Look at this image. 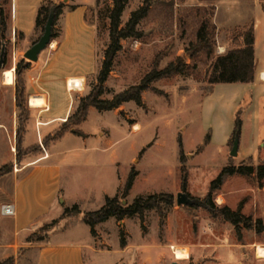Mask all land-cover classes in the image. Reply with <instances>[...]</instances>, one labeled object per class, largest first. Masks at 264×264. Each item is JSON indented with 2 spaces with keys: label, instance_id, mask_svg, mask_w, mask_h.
<instances>
[{
  "label": "rangeland",
  "instance_id": "rangeland-1",
  "mask_svg": "<svg viewBox=\"0 0 264 264\" xmlns=\"http://www.w3.org/2000/svg\"><path fill=\"white\" fill-rule=\"evenodd\" d=\"M216 1L154 0L148 16L138 25L140 36L122 39V50L115 57L113 70L104 83L105 92L101 97L112 98L116 93L140 84L156 63L161 69L173 63L177 56L186 57L185 48L196 39L202 20L211 19V13H216V4H219L217 21L220 30L217 26V44L213 57H199L190 75L175 74L153 81L151 86L162 89L166 94L158 95L149 89L143 92L146 99L144 107L135 101L125 105L121 111V117L127 121L121 122L124 127L112 112H101L104 114V123L117 136L126 132L128 122L134 118L141 125L139 131L128 135L124 145L119 147L120 172L130 167L132 152L127 142L134 141L136 148H140L136 156L138 159L140 150L146 148L142 160L138 164V161L133 163V166L141 170V177L132 196L145 192H168L175 197L173 206H163V218L156 209L145 217V230H151L153 247L167 252L154 264H260L257 243H264V232L241 227L239 236L232 223L211 213L207 200L210 184L224 166L242 163L257 166L264 163L261 156L257 155L244 160L237 155L232 156L236 140L234 134L227 144L221 141V133L230 124L234 125L237 116V113L230 111L234 104L231 96L234 91H238V87H235L237 85L218 87L214 94L201 101L213 88L209 74L214 58L225 54L223 50L226 47L233 49L240 46L242 33L253 25L249 17L255 16V12L231 13L227 9L229 0ZM143 2L128 1L121 18L122 26L126 25L132 11ZM61 3L64 4L62 13L54 20L55 37L40 53L38 60L31 61L22 76L27 86L25 72L28 69L32 70L30 79L33 81L39 71L49 66L48 61L60 63L63 59L69 60L71 72L86 77L85 89L76 91L78 95L74 96L78 101L74 113L80 99L98 84L105 50L110 43L109 16L114 0H44L30 18L15 15L12 0H0L6 21V28L0 21V50L2 37L7 44L0 82L13 83L12 68L15 76L18 63L23 59L28 60L25 52L39 40L49 16L54 14L56 6ZM245 21L248 23L243 28ZM187 61L193 64L190 59ZM6 101L5 97H0V118L9 125V109H6L9 102ZM247 103V100L243 102L244 105ZM94 114L88 125L96 121ZM213 130L212 140L205 144L206 136L210 137V132L212 136ZM180 137L186 154L184 163L180 161ZM14 141L16 147L11 132L0 129V161L11 158V145ZM30 141L27 138V143ZM183 165L187 171L186 193L194 200L189 205L177 203L178 194L183 192ZM213 201L232 209H237L242 203L244 214L264 220V180L229 176L215 192ZM109 228L112 232L111 241L115 243L117 229L115 226ZM139 228L134 220L127 223V229L134 239L138 237Z\"/></svg>",
  "mask_w": 264,
  "mask_h": 264
},
{
  "label": "crops",
  "instance_id": "crops-1",
  "mask_svg": "<svg viewBox=\"0 0 264 264\" xmlns=\"http://www.w3.org/2000/svg\"><path fill=\"white\" fill-rule=\"evenodd\" d=\"M43 1L12 0L15 15L19 18H30ZM227 4V9L231 13L255 12L254 17H249L255 29V79L252 82L213 84L210 93L201 101L214 94L218 87L237 85L235 87H238V91H234L231 96L234 104L231 105L232 108L230 107L234 114L240 111L242 118L237 156L244 160L257 155L264 160V0H229ZM216 6L214 21L220 30L217 21L219 4ZM247 23L248 21H245L242 27L244 28ZM224 49L223 53L231 48ZM69 63L66 59L60 63H56L55 60L48 61L49 66L39 71L33 77L35 79L33 81L30 79L32 70L28 69L27 73L25 72L30 117L23 137L24 148L41 144L47 135L56 131L68 119L77 106L78 101L74 99L76 91L85 88L73 89L69 83L70 80L79 79L86 85V77L71 72ZM12 69L13 83L0 82V97H5L9 102L6 109H9L11 123L8 125L0 118V129L11 132L13 139L16 140L18 108L14 68ZM32 97L42 99V103L33 105L30 102ZM143 97L146 104L145 96ZM245 100L248 103L244 105ZM131 102H125L119 108L106 111L91 107L88 117L74 127L83 132V135L69 130L53 141L48 148L38 153L25 154L19 161L15 141L13 142L11 158L0 161V168L7 163H14L10 172L0 176V262L15 257V264H154L167 254L162 249L153 247L151 230L142 228L138 216L123 220L111 217L96 225L95 234L92 233L90 225L83 220L84 212L100 209L105 204L107 196H115L121 192L133 163L138 161V164L146 152L144 147L145 151L140 156L143 149L140 150L138 159L136 156L140 148H136L134 141L127 142L132 152L130 167L120 172L119 147L121 144L124 145L128 135L138 132L141 125L134 118L132 122H128L126 132L117 136L104 123L102 113L112 112L124 127L123 123L127 121L121 117V111ZM92 114L95 115L96 121L88 125ZM234 127L235 121L233 126L230 124L227 130L221 133V141L226 142L225 144L234 133ZM213 136L214 130L212 136L210 132V141ZM27 138L32 141L27 143ZM137 170L139 174L124 200L128 203L138 195L151 194L145 192L132 196L141 177V170ZM7 203L14 204V215L2 214L1 207ZM73 205H78L82 213L63 217L65 208ZM153 210L148 211L145 217ZM56 219L59 222L47 232L44 239L28 241L31 235ZM130 220L139 224L137 239H134L127 229ZM110 226L117 229L115 243L111 241ZM121 230L124 232L125 244L121 243ZM257 246H261L264 251V243H257ZM258 262L264 264V254L259 257Z\"/></svg>",
  "mask_w": 264,
  "mask_h": 264
},
{
  "label": "trees",
  "instance_id": "trees-1",
  "mask_svg": "<svg viewBox=\"0 0 264 264\" xmlns=\"http://www.w3.org/2000/svg\"><path fill=\"white\" fill-rule=\"evenodd\" d=\"M129 0H114L113 7L110 10V43L105 50L102 67L98 74V84H96L89 94L80 99L77 110L72 113L68 119L53 133L47 135L41 144H35L31 147H23V137L26 131V123L30 117V110L27 103L26 85L23 78V72L30 67L31 61L21 60L15 69V87H16V105L18 108V129L16 135V154L19 161L25 154L38 153L48 148L50 144L60 138L64 133L72 130L75 134L83 135L80 130L74 127L81 124L89 114V109L95 107L100 111L112 110L119 108L123 103L135 101L139 106L144 107L143 92L152 90L158 95L166 93L157 87L151 86L155 80L172 77L175 74H192V70L196 68L194 63L199 57L206 55L213 57L216 42L217 25L213 21L215 13H211V19L205 18L202 20L196 35V39L191 41L185 48V56H177L176 60L164 68H158V63L145 74L140 84L132 85L125 90L116 93L112 98H102L105 92L104 83L108 80L115 57L122 50V39L128 37L140 36L138 25L142 19L148 16L154 0H144L143 4L136 10L132 11L129 20L125 26L121 25L122 14ZM214 1V0H211ZM64 4H59L55 8V19L62 13ZM216 6H214V10ZM0 21L3 27L6 28V21L3 7L0 6ZM0 34L2 30L0 27ZM55 35L53 34L52 38ZM242 42L237 48H233L225 54L217 55L211 65L209 74V82L216 83H234V82H252L256 75V58H255V29L252 25L241 35ZM190 59L193 64L188 62ZM242 130L241 112H237L235 118L234 135L240 137ZM210 141L209 135L204 141L208 144ZM145 151L140 152V156ZM179 154L182 163L186 160L182 138H179ZM252 159V157H249ZM14 167V163H7L0 168V176L10 172ZM183 186L187 183V171L183 165L181 168ZM139 171L135 166H132L128 179L124 188L115 196H107L105 204L98 210L88 211L83 213V220L90 225L92 233H96V225L107 221L111 217L118 220H123L127 217L138 216L141 220V226L145 230V216L150 210L156 209L160 212L161 217L165 216L163 206H173L175 197L172 193L157 192L146 195L136 196L130 203L124 199L128 196L132 189L135 179ZM229 176L240 177H255L259 181L264 180V163L257 166L254 165H234L229 164L223 167L219 175L211 182L207 196L208 205L211 213L216 216H221L226 221L232 223L239 236L240 229H254L258 233L264 232V220L262 218L253 219L251 215H246L242 212L243 204L241 203L237 209H232L228 205H218L213 201V196L218 191L224 181ZM82 211L78 205L66 207L63 217L80 215ZM59 222L58 219L53 220L49 224H45L40 230L28 238V241L42 240L46 237L47 232L55 227ZM126 240L124 232L121 230V243L125 244ZM16 258L9 257L0 262V264H15Z\"/></svg>",
  "mask_w": 264,
  "mask_h": 264
},
{
  "label": "water",
  "instance_id": "water-1",
  "mask_svg": "<svg viewBox=\"0 0 264 264\" xmlns=\"http://www.w3.org/2000/svg\"><path fill=\"white\" fill-rule=\"evenodd\" d=\"M55 15L51 14L48 18V21L45 25V29L43 34L40 36L39 40L34 43L26 52L25 58L29 61H37L40 53L47 48V46L51 43L53 36V26H54ZM6 41L2 37L1 38V50H0V74L3 72L5 66V56H6ZM239 149V137H236L234 142V146L231 151L232 156H236ZM186 186H183V192L178 194L177 203L180 205H189L193 204L194 200L189 197L186 193Z\"/></svg>",
  "mask_w": 264,
  "mask_h": 264
},
{
  "label": "bare ground",
  "instance_id": "bare-ground-1",
  "mask_svg": "<svg viewBox=\"0 0 264 264\" xmlns=\"http://www.w3.org/2000/svg\"><path fill=\"white\" fill-rule=\"evenodd\" d=\"M69 86L71 88H73V89H78V90L85 88L84 82H81L79 79L70 80ZM30 102H32L33 105H39V104L42 103V99L35 98V97L33 98L32 97V99L30 100ZM257 251H258L259 256L262 257L263 254H264V251H263V249H262L261 246L258 247V250Z\"/></svg>",
  "mask_w": 264,
  "mask_h": 264
},
{
  "label": "built area",
  "instance_id": "built-area-1",
  "mask_svg": "<svg viewBox=\"0 0 264 264\" xmlns=\"http://www.w3.org/2000/svg\"><path fill=\"white\" fill-rule=\"evenodd\" d=\"M1 212L2 214H5V215H14L15 214L14 204L7 203V204L2 205Z\"/></svg>",
  "mask_w": 264,
  "mask_h": 264
}]
</instances>
